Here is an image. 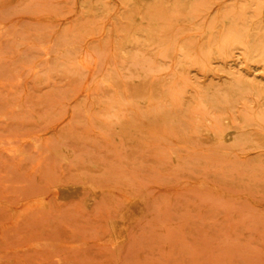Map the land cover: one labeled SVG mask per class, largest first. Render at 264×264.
<instances>
[{"label":"rangeland","instance_id":"374dc122","mask_svg":"<svg viewBox=\"0 0 264 264\" xmlns=\"http://www.w3.org/2000/svg\"><path fill=\"white\" fill-rule=\"evenodd\" d=\"M122 1L0 0V264H264L261 134L245 127L239 147L211 138L216 118L238 125L241 100L199 106L194 94L230 83L228 71L263 85L261 71L214 61L191 68L169 105L131 103L146 83L115 57L116 31L201 27L219 6L147 27L140 15L165 14L157 0ZM239 4L264 21V0L220 5ZM143 58L157 83L176 71L173 58ZM117 96L127 106L106 109Z\"/></svg>","mask_w":264,"mask_h":264},{"label":"bare ground","instance_id":"6f19581e","mask_svg":"<svg viewBox=\"0 0 264 264\" xmlns=\"http://www.w3.org/2000/svg\"><path fill=\"white\" fill-rule=\"evenodd\" d=\"M133 1L140 2L142 0H124L122 3L125 2L126 4H131ZM200 1L201 0H157L155 8L162 10L165 14L157 16H154L153 14H142L139 17L142 24L147 27L149 25L157 24H171V26H174L177 21H179L176 19L178 16H184V21L190 23L194 21L193 17L198 12L197 10L196 12H191L192 10L189 9L196 7V9L202 8L203 10L204 7H200L202 5ZM214 3L219 6V9L214 16L206 21L207 24L205 26L189 27L184 28V30L176 29L174 27L168 28L167 30H144L131 27L128 31H116L119 43L115 50V57L123 63V66H130L129 69L132 70L135 68V77L146 83L145 94L138 98H130L129 100L131 103L144 102L149 111L161 106L169 105V103L174 102L176 99L178 100L183 91L191 86V82L188 78V73L191 68L202 70L207 68L214 61L224 62L233 59L236 56L247 66L255 67V69L260 70L261 75L264 78V21H261L258 14L256 15L259 6L256 5L254 7V5L249 6L248 4H239L234 8H225L220 5L221 0H214ZM120 25H128L125 18L120 19ZM131 25L132 24L129 26ZM133 26H135V23ZM184 33H187L186 39H184L183 42L179 41L178 39ZM145 53L151 54L152 59L155 61H166L169 58H173L176 71L167 81L157 83L154 75L157 66L153 62H146L143 58ZM86 54V58L89 59L88 57L90 56L88 53ZM69 63H72V61ZM78 63H80V61ZM135 65H138L140 69ZM227 74L230 80V83L227 85L220 88L194 91V94L198 100H200V102H198L199 106H202L200 104L203 100L212 103V105H220L222 102L230 103L232 101L241 100L242 110L239 115L240 120L238 125L231 123L228 127H224L221 120L216 118L213 120L215 127L209 130L211 138L219 137L220 139H232L234 137L236 138L234 140L235 147L247 146L250 144V138L243 131L245 127H252L258 132V134H261L258 137V141L264 142V84L260 85L255 81L247 80L241 75H235L230 71H228ZM104 81L110 84L113 81V78L109 76ZM153 84L157 86V93L154 95L152 94L154 92H151V89L154 86ZM124 102L125 101L117 96L112 98L111 103H108L105 108L110 109L113 106H116L119 109L124 108L127 106L126 102ZM202 112H204V109ZM201 115L202 114H199V116ZM203 115L206 116L205 112ZM196 116L200 119L198 115ZM115 119L116 118H114V120ZM106 124H108V122ZM239 130H243L239 137L233 136L234 133H237ZM137 143L139 144V141ZM155 143L158 142L155 141ZM217 144L218 143H216V145ZM157 146L160 147L162 145ZM172 148L175 150V147ZM168 149L169 147L167 148V151ZM211 150L214 149L211 148ZM222 150L223 149H221V152ZM210 158L213 159L214 157L211 156ZM225 160L227 159L225 158ZM230 162L231 160H229V163ZM219 166H222V163ZM260 167H262V165ZM230 223L233 222L230 221ZM245 224L247 223L245 222ZM240 225L242 224L240 223Z\"/></svg>","mask_w":264,"mask_h":264}]
</instances>
